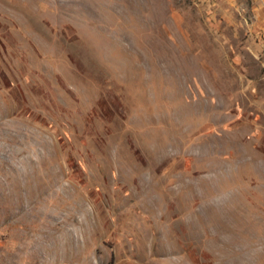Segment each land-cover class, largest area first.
Wrapping results in <instances>:
<instances>
[{
	"label": "rangeland",
	"instance_id": "obj_1",
	"mask_svg": "<svg viewBox=\"0 0 264 264\" xmlns=\"http://www.w3.org/2000/svg\"><path fill=\"white\" fill-rule=\"evenodd\" d=\"M0 264H264V0H0Z\"/></svg>",
	"mask_w": 264,
	"mask_h": 264
}]
</instances>
